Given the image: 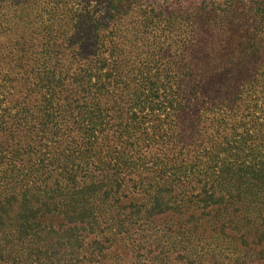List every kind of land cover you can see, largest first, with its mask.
<instances>
[{
	"label": "trees",
	"instance_id": "obj_1",
	"mask_svg": "<svg viewBox=\"0 0 264 264\" xmlns=\"http://www.w3.org/2000/svg\"><path fill=\"white\" fill-rule=\"evenodd\" d=\"M262 12L259 10L258 16L263 18ZM26 15L22 18H28ZM10 19L14 43L2 57L6 62L3 77L12 78L19 86L35 78L41 66L62 62L65 50L55 45L54 51H45L51 58H38L35 33L26 19L24 25ZM66 24L57 21L63 44L71 39L65 37ZM47 34L52 36L38 33L42 39ZM126 52L119 51L121 56ZM36 61L39 67H34ZM125 63L110 68L91 65L94 69L90 68L87 75L92 74L93 83L82 76L84 70L68 79L65 71L54 75L57 81L50 110L55 142L47 155L40 153L39 142L34 140L27 148L11 149L18 138L16 133H30L40 122L25 90L14 87L10 100L3 98L10 104L0 116V134L10 145H1L0 152L6 156L16 151L20 154L18 165L5 157L9 165L3 176L15 168L19 181L15 188L9 181L0 188V233L7 232L5 238L9 239L4 248L10 249L14 240L16 244L25 240L29 233L36 237L48 231L46 236L65 240L60 245L56 241L58 248L78 251L76 264H264V103L257 109L260 117L252 134L248 130L236 134L237 121L231 109L234 104L238 109L244 104V77L238 80L236 74L224 77L220 73V81H214V67H206L198 79L200 75L188 69L193 78L175 84V97L160 99L157 84L126 78L121 71ZM262 64L248 67V73L259 76L254 83L259 88H264ZM186 72L182 70V74ZM206 73L207 81L203 80ZM179 91L186 94L179 95ZM164 102L170 114L161 119L159 110ZM219 104L224 105L225 113ZM144 111L154 114L153 128L142 122L140 112ZM247 112L256 114L252 108ZM164 125L169 130L172 127L175 138L172 144L162 146V140L151 138L149 131L154 134ZM84 132H90L87 141ZM155 138L154 146H158L151 153L147 142L154 143ZM193 138L197 143L191 151H184L188 148L183 146L185 140L191 146ZM221 151L227 152L221 159L222 167L210 168V157ZM189 152L193 157L187 159ZM199 156L203 158L197 160ZM175 163L188 174L162 180L152 194L139 190L136 196L144 201L135 205L134 212L126 213L128 207L121 201L133 194L137 184L142 188L146 182L136 183L134 179L144 178L143 174L152 169L175 168ZM81 168L84 170L79 174ZM109 170L113 175L105 183L99 175ZM50 214L63 215L73 225L59 227L56 232L40 221ZM75 224L88 227L90 235L82 238ZM94 232L97 235L89 239ZM37 250L31 249L30 255L39 254ZM14 258L5 259L0 253V264ZM55 258L52 253L47 264H58Z\"/></svg>",
	"mask_w": 264,
	"mask_h": 264
},
{
	"label": "rangeland",
	"instance_id": "obj_2",
	"mask_svg": "<svg viewBox=\"0 0 264 264\" xmlns=\"http://www.w3.org/2000/svg\"><path fill=\"white\" fill-rule=\"evenodd\" d=\"M256 7L259 9L256 10ZM259 10H263L260 15L264 18V0H0V116L3 108L10 104L3 98L8 96L9 101L15 87L27 92L29 103L33 106V111L38 113L40 122V126L37 129L32 128L30 133L22 130L21 133H16L20 140L15 139L17 141L11 149L27 148V143L34 140L36 144L39 142L40 153L47 155L51 143L55 142V139L51 138V133L54 132V121L50 110L54 99L52 93L55 91L57 81L54 75L65 71L67 74L65 78L68 79L84 70L82 76L93 83L96 81L95 78L92 74L87 75L90 68L94 69L91 65L110 68L122 66L126 61V68L121 69L122 73L126 74V78H137L150 84H157L160 99H169L171 95L175 97V84L180 81L187 82L193 78L188 73V69L192 70L194 75H200L198 79L204 75L203 69L206 67H214L216 74L211 77L214 81H220L221 76H218L220 73L224 77L236 74L238 80L244 77L246 82L242 94L244 104L239 109L234 104L231 114L234 115L233 120L237 121L234 126L236 134L242 133L243 130H248L249 135L252 134V129L256 128L260 117L257 109L264 103V88L255 85L259 81V76L255 77L252 73H248V67L251 65L258 66L262 63L264 65V19L258 16ZM23 14H27L28 18H22ZM10 18H13L16 23L21 21L23 25L26 19L30 31L35 33L33 39L38 46L36 52H40L38 58L44 60L51 58L45 55V51L49 53L54 51L55 45H58V50H65L62 62L56 65L51 62L44 65L45 63L39 61L41 65H44L40 67V73L28 83L19 86H16L12 78L3 77L5 71L3 65L6 62L2 57L8 51L7 47L11 48L14 43V36L11 33L13 22L9 21ZM58 20L67 22L65 37H71V39L65 41V44H63V38L59 37L62 27L57 26ZM39 32H49L52 36L47 34L48 36L42 39L38 35ZM122 49L127 51L125 56L119 53ZM36 66L39 67L38 61L34 63V67ZM182 70L187 72L182 74ZM208 79L209 74L206 73L203 80ZM181 88L186 89L183 85ZM182 94L186 92L179 91V95ZM143 99L145 97L141 101ZM157 101L160 103L161 100ZM219 107L221 113H225L224 105L219 104ZM37 108L40 110L36 111ZM248 108L255 109L256 114L249 115ZM166 114H170V108L165 103L159 110L160 118L163 119ZM153 115L149 111L140 112L146 127L153 128ZM169 126L164 125L154 134H152L153 131H149V136L160 138L162 146L170 145L173 143L175 133L172 127L169 130ZM96 133L97 131L94 135ZM82 134L86 136L90 132ZM200 138L199 136V140ZM191 141L192 144L189 146L185 140L183 146L186 145L188 148L183 149L184 151H191L193 144L197 143L195 138ZM153 142H147L151 146L149 150L151 153L158 146H154L157 143L156 138ZM1 145L4 147L10 145L3 134H0ZM16 152L7 156L0 152L2 155L0 188L5 186V181H9V186L14 188L18 184V173L15 168H9L7 174L3 176L5 166L9 165L5 157H11V162L18 165L17 160L20 154ZM221 152L222 154H216V152L212 154L217 156L210 157L208 165L210 168L213 165L219 166L218 169L222 167L221 159H224L227 152ZM191 157L193 153L189 152L187 159ZM202 158L199 156L197 160ZM175 162L178 163L176 160ZM176 163L175 168H156L152 169V172L151 170L145 172L143 174L145 177L142 179L135 178L136 183L146 182L145 184L143 182L142 188L137 184V188L132 190L133 194L121 201L122 206L128 207L125 212H134L135 205L141 200L144 201L142 196H136L139 190L152 194L162 180L168 177L175 178V175L182 177L188 174L189 171H186V168H179ZM148 166L152 167L151 164ZM79 170L80 174L84 169ZM112 175V171H104L99 175V179L109 183L107 180ZM148 182L150 184L147 185ZM15 209L16 207L14 211ZM40 221L44 223L43 225L52 226L56 232L59 227L67 229L70 224L63 215L56 214H50ZM75 226L82 238L88 234V227L84 228L83 224H75ZM80 226L84 232L80 230ZM5 227L7 228V225ZM47 232L39 233L36 237H31L29 233L25 240H19L17 244L14 240L10 244V249L9 246L4 248V242L9 240L5 238L7 232H1L0 253L5 259L15 256L13 261L7 264H47L46 260L52 253L56 254L55 260L58 264H76L78 251L65 246L58 248L56 241L60 245L65 240L53 235L48 237ZM96 235L97 232H94L89 239ZM33 248L38 249L40 253L30 255Z\"/></svg>",
	"mask_w": 264,
	"mask_h": 264
}]
</instances>
